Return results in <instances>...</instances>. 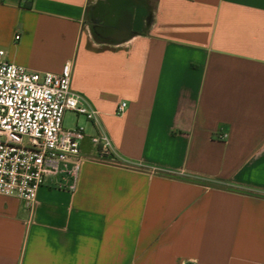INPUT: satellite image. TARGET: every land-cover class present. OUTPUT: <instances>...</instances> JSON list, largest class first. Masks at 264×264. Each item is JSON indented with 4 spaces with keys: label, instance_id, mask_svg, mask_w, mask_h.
I'll list each match as a JSON object with an SVG mask.
<instances>
[{
    "label": "crops",
    "instance_id": "0c3cea01",
    "mask_svg": "<svg viewBox=\"0 0 264 264\" xmlns=\"http://www.w3.org/2000/svg\"><path fill=\"white\" fill-rule=\"evenodd\" d=\"M97 1L0 0L6 60L71 63L97 113L74 191L0 194V264H264V0H138L123 40L96 39Z\"/></svg>",
    "mask_w": 264,
    "mask_h": 264
},
{
    "label": "built area",
    "instance_id": "2783aa9c",
    "mask_svg": "<svg viewBox=\"0 0 264 264\" xmlns=\"http://www.w3.org/2000/svg\"><path fill=\"white\" fill-rule=\"evenodd\" d=\"M5 57L0 49V194L19 197L32 209L44 185L74 191L89 159L81 149L86 130L65 129L66 113L89 120L97 113L73 90L71 63L60 73L32 72ZM126 107L120 103L116 113ZM91 142L98 159L117 161L106 134L91 136Z\"/></svg>",
    "mask_w": 264,
    "mask_h": 264
},
{
    "label": "water",
    "instance_id": "95a60500",
    "mask_svg": "<svg viewBox=\"0 0 264 264\" xmlns=\"http://www.w3.org/2000/svg\"><path fill=\"white\" fill-rule=\"evenodd\" d=\"M148 18L147 7L138 0H98L92 8V20L100 24L96 30L115 40L142 33Z\"/></svg>",
    "mask_w": 264,
    "mask_h": 264
},
{
    "label": "rangeland",
    "instance_id": "374dc122",
    "mask_svg": "<svg viewBox=\"0 0 264 264\" xmlns=\"http://www.w3.org/2000/svg\"><path fill=\"white\" fill-rule=\"evenodd\" d=\"M90 17L88 16V21H90ZM87 117L84 115H77L73 112H67L64 118V128L65 129H72L75 128L77 125L86 127Z\"/></svg>",
    "mask_w": 264,
    "mask_h": 264
},
{
    "label": "trees",
    "instance_id": "16d2710c",
    "mask_svg": "<svg viewBox=\"0 0 264 264\" xmlns=\"http://www.w3.org/2000/svg\"><path fill=\"white\" fill-rule=\"evenodd\" d=\"M92 8L93 7H91V9H89V11H88V16L91 18L90 21H88V22L90 23L92 32H93L94 36L96 37V39L102 40V36L97 32L95 23L92 20Z\"/></svg>",
    "mask_w": 264,
    "mask_h": 264
},
{
    "label": "flooded vegetation",
    "instance_id": "af4514ba",
    "mask_svg": "<svg viewBox=\"0 0 264 264\" xmlns=\"http://www.w3.org/2000/svg\"><path fill=\"white\" fill-rule=\"evenodd\" d=\"M97 19H98V18H97ZM98 25H100V24H96V23H95V26H96V27H97Z\"/></svg>",
    "mask_w": 264,
    "mask_h": 264
}]
</instances>
